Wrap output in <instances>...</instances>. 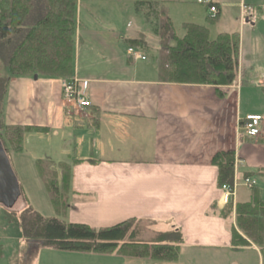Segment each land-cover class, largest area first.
Listing matches in <instances>:
<instances>
[{"label": "crops", "instance_id": "1", "mask_svg": "<svg viewBox=\"0 0 264 264\" xmlns=\"http://www.w3.org/2000/svg\"><path fill=\"white\" fill-rule=\"evenodd\" d=\"M84 1L94 9L100 7L98 3L119 7L120 2L77 3L72 78L88 83L91 106L80 114L72 109L65 112L61 80L26 77L10 81L15 91L8 88L4 111V115L15 114L13 123L5 125L37 128L63 149L71 148L68 155H50L47 151L41 155L42 160L81 162L71 171V223L101 229L129 219L150 220L157 232L176 231L182 237L178 259L172 264H179L184 246L254 252L258 264H262L256 246L232 248L231 231L235 228L236 204L250 203L254 189L264 201L258 188L259 180L264 181V122L255 139L247 138L241 127L247 115L264 117V0H209L218 13L216 22L208 21L209 11L204 6L189 15L191 21L181 24L183 30L185 25L206 27L209 39L219 34H239V73L229 87L161 81L159 42L155 58L146 53L145 43L129 45L142 35L137 30L122 46L114 38L118 29L104 23L92 26L98 18L91 13L81 18L78 7ZM184 2L179 0L181 5ZM242 6L251 8L244 22L240 19ZM208 23L212 25L206 26ZM82 27L88 35L101 36V41L83 39ZM128 48L140 52L146 60H132ZM71 118L76 121L69 122ZM223 151L234 153V196L229 201L233 211L227 219L222 214L226 206L218 205L221 191L216 184L217 168L211 164L213 156ZM245 178H253L257 186L247 190ZM57 252L78 264L129 263L123 257L112 260L109 255L99 258L102 256L97 254ZM5 257L0 258V264H6ZM19 260L14 254L7 264H19ZM195 261L193 264H197Z\"/></svg>", "mask_w": 264, "mask_h": 264}, {"label": "trees", "instance_id": "2", "mask_svg": "<svg viewBox=\"0 0 264 264\" xmlns=\"http://www.w3.org/2000/svg\"><path fill=\"white\" fill-rule=\"evenodd\" d=\"M79 0H0V142L7 156L23 153L25 130L29 126L5 125L2 122L10 81L26 77L71 80L74 74V42ZM93 1V0H92ZM130 1L134 11L150 25L159 42L157 65L161 81L173 84L229 87L239 73V34H219L209 39L203 26L185 25V35L177 37L171 19L151 0ZM209 18V22H216ZM144 43L143 35L129 42ZM2 67L7 76L1 75ZM219 97L222 96L217 92ZM39 131V130H38ZM71 162L53 163L36 160L37 171L55 218H44L25 204L20 212L23 238L40 249L66 253L116 255L123 258L174 263L182 237L174 231L163 234L145 219H129L116 225L94 229L83 224L66 223L71 193ZM211 164L217 168L216 184L232 187L234 153L215 154ZM257 189L250 203L236 204L235 228L231 231L233 249L250 244L262 247L264 241V201ZM232 204L223 209V218L232 214ZM3 256L0 245V258Z\"/></svg>", "mask_w": 264, "mask_h": 264}, {"label": "rangeland", "instance_id": "3", "mask_svg": "<svg viewBox=\"0 0 264 264\" xmlns=\"http://www.w3.org/2000/svg\"><path fill=\"white\" fill-rule=\"evenodd\" d=\"M151 1L156 3L158 7L161 8L163 13H165L169 18L172 19V26L177 37H181L184 31L181 27V24L187 21H191L189 15L195 14L196 11H198V8L204 7L197 4V0H183L185 1L184 3H182L183 5L179 3V0ZM85 2L89 1L82 2L78 7V12L82 19H84L89 13H91L93 16L95 15L98 18L95 22L91 23L92 26L95 25V27H99L101 26V23H104L118 29V34L115 35L114 38L119 39V42L122 44V46L127 45V42L133 37V31L137 30L144 37V43L148 47L146 53L149 55V57L155 58L157 56L156 45L158 43V39L151 32L150 25L144 20L141 15L137 14L134 11L132 2L122 1L118 5L119 7H115L114 5H112V7H106L105 5L98 3V6L100 7H98L97 9L87 7L89 5H86L87 3ZM241 10L242 7L240 8V14ZM210 25L212 24H206V26L208 27H210ZM84 26L86 25L84 24ZM84 32L85 30L82 27L81 36L83 37V39L91 38L93 39L94 43H99L101 41V36L88 35L86 32V34ZM82 51H84V48L82 49ZM1 75L3 77L7 76V72L4 67H2ZM253 78L256 79V76H253ZM66 81L67 80H61L60 85L62 82ZM9 87V90L14 93V85H11L10 83ZM64 109L65 112L72 111L67 108ZM74 112L80 114L82 111L75 110ZM14 116L15 114H13L12 112H10V114H5L2 118V122H6V124L13 123ZM68 121L74 122L76 121V119L71 118ZM68 121H66L65 123H68ZM48 136L50 135L44 131H32V129L25 130L23 133L22 141L23 153L19 155H8L9 163L19 183L22 201H20L12 210H7L0 205V245L2 246L3 255L6 256V264L9 258H12L14 254L20 257L19 264H78L74 260H67L63 257L61 258L60 254L62 253H58L57 251L53 250H41L40 248L34 246L32 243H28L23 238L21 232V210L19 208L23 204L29 205L33 209V211L39 214L41 217H56V214L49 202L48 195L43 187L40 175L37 171L38 167L36 166V160L34 161V159H41V157L44 158V156L41 155H45L47 151L50 155H53L54 152L68 155V153L71 151V148L68 147V150L63 149V147L60 146L59 142L56 143L54 141V143ZM56 163L57 162H55V164ZM258 188L261 190L262 197L264 199V181L259 180ZM63 220L66 223H71L69 213ZM153 229L155 230L154 227ZM158 229L160 228L158 227ZM256 248L258 249L259 259L260 261H262V264H264V250H262L260 247ZM196 250L198 251L197 253H195ZM191 254L194 257H192ZM99 256H102L99 258L105 257L104 255ZM109 256H111L110 258H112V260L119 259L116 255ZM179 259V264L180 262L182 264H193L195 260L197 264L198 262H200L201 264H258V257L254 252L246 251L244 253H235L234 251H227L226 249L201 250L200 247L192 249L185 246L181 248ZM126 260H129V263L127 264H163L161 262H152L149 260L145 261L129 258H126ZM114 262H116L115 264H118L117 261ZM119 264L121 263L119 262Z\"/></svg>", "mask_w": 264, "mask_h": 264}, {"label": "built area", "instance_id": "4", "mask_svg": "<svg viewBox=\"0 0 264 264\" xmlns=\"http://www.w3.org/2000/svg\"><path fill=\"white\" fill-rule=\"evenodd\" d=\"M197 3L200 5L207 6L209 9L210 18H215L217 16V10L215 7L210 5L209 0H197ZM251 8L242 6L241 10V21L244 20L250 15ZM128 54L134 61H144L145 57L142 56L139 52H136L132 48L127 50ZM89 86L87 82H81L75 79H71L66 82H62L60 85L61 90V100L64 108L83 111L86 108H89L90 102L88 100V91ZM264 122V117L260 115H247L242 120V130L244 131L247 138L255 139L261 134V126ZM243 185L247 190H252L256 186V180L252 178H245L243 180ZM221 196L218 200L219 207L226 206L230 199L234 196V186H222Z\"/></svg>", "mask_w": 264, "mask_h": 264}, {"label": "water", "instance_id": "5", "mask_svg": "<svg viewBox=\"0 0 264 264\" xmlns=\"http://www.w3.org/2000/svg\"><path fill=\"white\" fill-rule=\"evenodd\" d=\"M34 80L37 79L35 75ZM22 201L18 180L11 168L6 151L0 142V205L12 210Z\"/></svg>", "mask_w": 264, "mask_h": 264}]
</instances>
